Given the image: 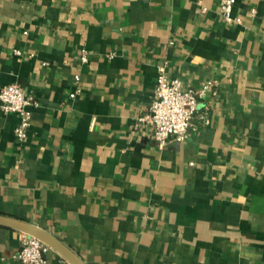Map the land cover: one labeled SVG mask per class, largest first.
<instances>
[{"label": "crops", "instance_id": "0c3cea01", "mask_svg": "<svg viewBox=\"0 0 264 264\" xmlns=\"http://www.w3.org/2000/svg\"><path fill=\"white\" fill-rule=\"evenodd\" d=\"M233 16L220 0H0V86L36 100L24 141L0 103V214L86 264H264V0ZM161 68L216 80L210 123L163 146L135 126ZM21 232L0 225V264H22ZM45 264L73 262L52 248Z\"/></svg>", "mask_w": 264, "mask_h": 264}, {"label": "built area", "instance_id": "2783aa9c", "mask_svg": "<svg viewBox=\"0 0 264 264\" xmlns=\"http://www.w3.org/2000/svg\"><path fill=\"white\" fill-rule=\"evenodd\" d=\"M235 0H220V12L229 22H240L233 16ZM82 62L88 61L86 51L80 55ZM77 81L80 79L76 75ZM216 85V80H207L200 89L185 87L180 78H172L163 68L160 69L156 81L155 98L147 112L138 116L135 126L145 124L153 128V137L161 145L170 141H184L195 128V119L201 116L203 123L209 124L210 119L200 114L201 100L207 92ZM81 91L78 87L73 96ZM0 103L5 112L19 115V122L15 128L17 140L24 141L29 132L32 120L30 107L36 103L33 94L27 92L18 83L0 86ZM22 247L17 258L22 264H45L47 254L52 247L35 236L21 232Z\"/></svg>", "mask_w": 264, "mask_h": 264}, {"label": "water", "instance_id": "95a60500", "mask_svg": "<svg viewBox=\"0 0 264 264\" xmlns=\"http://www.w3.org/2000/svg\"><path fill=\"white\" fill-rule=\"evenodd\" d=\"M0 225L20 230L35 236L36 238L49 244L55 250L59 251L71 262H73V264H86L75 251L64 244L59 238L33 223L12 216L0 214Z\"/></svg>", "mask_w": 264, "mask_h": 264}]
</instances>
